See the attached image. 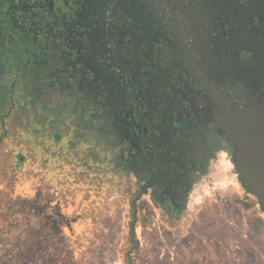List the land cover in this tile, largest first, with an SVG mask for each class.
<instances>
[{"label": "flooded vegetation", "instance_id": "obj_1", "mask_svg": "<svg viewBox=\"0 0 264 264\" xmlns=\"http://www.w3.org/2000/svg\"><path fill=\"white\" fill-rule=\"evenodd\" d=\"M7 126L101 156L169 221L225 183L264 218L233 142L264 143V0H0Z\"/></svg>", "mask_w": 264, "mask_h": 264}, {"label": "rangeland", "instance_id": "obj_2", "mask_svg": "<svg viewBox=\"0 0 264 264\" xmlns=\"http://www.w3.org/2000/svg\"><path fill=\"white\" fill-rule=\"evenodd\" d=\"M6 130L14 135L0 139V264H124L126 254L131 264H264V218L252 219L228 183L169 221L134 196L132 182L107 174L101 156L84 163L63 154L73 166L61 172L68 206L54 221L41 219L43 209L15 199L10 185L17 171L23 180L45 165L47 142ZM80 147L85 152L88 144ZM19 158L28 161L16 168Z\"/></svg>", "mask_w": 264, "mask_h": 264}, {"label": "trees", "instance_id": "obj_3", "mask_svg": "<svg viewBox=\"0 0 264 264\" xmlns=\"http://www.w3.org/2000/svg\"><path fill=\"white\" fill-rule=\"evenodd\" d=\"M43 152L48 157L46 163L43 159L45 165L35 171L32 176H26L23 180L22 174L17 171L19 174L16 182H12L10 185V193L15 199L18 197L21 201H25L28 206H31L32 211L34 208L41 207L43 211L38 214L41 219L53 220L56 211L61 212L64 205L68 206V198L61 192V172L63 167L73 166L70 165V160L66 155L60 151L54 153L51 149L45 148ZM20 160L21 158L17 159L16 168H20L28 161ZM124 264H131L128 254L125 256Z\"/></svg>", "mask_w": 264, "mask_h": 264}, {"label": "water", "instance_id": "obj_4", "mask_svg": "<svg viewBox=\"0 0 264 264\" xmlns=\"http://www.w3.org/2000/svg\"><path fill=\"white\" fill-rule=\"evenodd\" d=\"M86 118L87 116L83 114L84 121ZM245 131L243 130L233 137V142L239 152L236 165L243 187L257 197L259 206L264 211V143L261 149H257L256 146L254 149L250 148L248 135ZM254 145H256V142H254Z\"/></svg>", "mask_w": 264, "mask_h": 264}]
</instances>
